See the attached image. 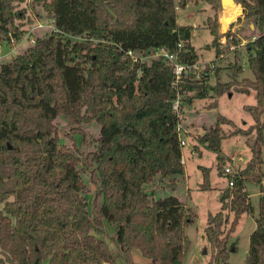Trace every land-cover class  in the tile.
<instances>
[{
	"label": "trees",
	"instance_id": "obj_1",
	"mask_svg": "<svg viewBox=\"0 0 264 264\" xmlns=\"http://www.w3.org/2000/svg\"><path fill=\"white\" fill-rule=\"evenodd\" d=\"M19 1L0 0V44L11 38L19 41L25 32L16 23L23 17ZM238 2L245 12L264 19V0ZM30 4L41 6L53 27L43 34L36 32L45 26L34 27V42L0 66V264H118V257L124 264H183L191 243L185 226L196 221L197 211L176 195L155 197L145 184H174L184 174L176 130L180 117L172 107L177 93L191 103L211 90L225 91L214 88L209 77L183 75L175 82L173 64L166 57L142 55L163 47L188 64L199 59L191 43L192 24L176 19L177 7L185 2ZM208 22L216 44V13ZM128 49L135 56L127 54ZM246 56L254 78L243 81L255 91V103L244 107L257 125L255 137L245 141L250 147L246 163L225 172L220 124L233 123L230 118L218 115L197 137L216 153L228 184L221 208L208 214V264H229L230 251L238 247V239L230 237L242 214L254 211L246 181L258 186L259 198L244 262L264 264V30L247 44ZM59 117L69 125V133L61 132ZM92 121L100 125L98 134L89 135L82 127ZM232 132L248 133L240 127ZM200 168L201 188L211 189V167ZM105 223L115 227L117 252L105 240ZM135 248L149 258L147 263L134 260Z\"/></svg>",
	"mask_w": 264,
	"mask_h": 264
},
{
	"label": "rangeland",
	"instance_id": "obj_2",
	"mask_svg": "<svg viewBox=\"0 0 264 264\" xmlns=\"http://www.w3.org/2000/svg\"><path fill=\"white\" fill-rule=\"evenodd\" d=\"M183 1L185 4L177 7L176 19L180 24H192V44L200 54L199 59L193 63L186 75L190 79L209 77V83L214 88H224L225 92L217 94L215 90H211L206 98H193L191 103H187L182 99V93L179 92V114L183 129L181 136L186 140V143L182 144V156L185 162L184 174H179L174 184L165 183L161 180L146 183L145 187L147 191L154 193L155 197H162V195L168 194L176 195L185 205L197 211L196 221L185 226V233L191 243L184 256L185 261L183 264H208L212 248L210 241L205 235L207 218L210 212L215 213L221 208L222 191L228 184L227 177L223 174V169L217 166L218 158L216 153L205 148V145L197 137L216 123L218 115H223L233 121V123L222 121L220 124L225 133V138L221 142L222 149L227 156L224 167L228 166L230 167V172H235L244 166L250 156V147L245 141L247 138L252 140L255 137L257 125H253V118L244 107V104L255 103V91L243 81L244 78H254L247 65L246 49L247 44L253 40L257 32L264 30V19L245 12L238 0H234V3L225 1L221 3L220 0H215V3L212 0ZM16 6L23 13L22 18L16 19V23L21 24L25 32L19 41H3L1 44L4 46L2 48L3 52L4 50L9 52L3 58L2 50H0V66L4 61L11 59L10 57L14 54L20 53L28 44L34 42L32 28L37 26V24L42 23L45 25L43 28L45 30H37L36 33L38 34H43L46 31L50 32L53 27V22L44 16L42 12L44 10L41 6L34 8L31 6L30 0H21L16 3ZM226 9L228 10L224 16L223 11ZM40 11L41 15H38ZM215 13L219 23L215 39L216 44L213 43L214 35L210 32L208 22L209 16H215ZM221 17H227L226 20L223 18L226 23L225 26L221 21ZM20 42L23 44L22 46H19ZM157 56L155 49L142 55L143 58ZM238 67L240 69L236 70ZM218 81L219 83L226 82V85L221 86ZM242 89H247L248 92L240 91ZM261 117H264V111ZM58 120L61 132H64V134L69 133L71 131L69 125L61 117ZM82 127L90 132L89 135L98 134L100 130V125L95 121L90 124H82ZM236 127L244 128L248 133H233L232 131ZM74 136L79 140L80 136L78 133ZM199 152H202V155ZM247 155L248 157H246ZM261 156L264 158V145L261 148ZM241 157H244V160L241 163H237ZM200 164L211 167V189L201 188L204 173L200 168ZM261 167L264 183V161ZM83 176L89 183L87 174L84 173ZM90 189H93L92 185ZM246 189L250 193L254 211L242 214L235 227L236 229L230 237V240L235 237L238 239V247L236 250L230 251L229 264H245L244 258L249 246V234L255 226V218L258 212V186L251 181H246ZM89 196L90 194H88V210L90 209ZM231 216L232 212H230ZM104 227L106 242L117 252L118 250L112 240V236L115 234V227L107 223H105ZM133 258L139 263H147L149 261V258L144 257L137 248L133 249ZM117 261L118 264H124L121 257H118Z\"/></svg>",
	"mask_w": 264,
	"mask_h": 264
},
{
	"label": "built area",
	"instance_id": "obj_3",
	"mask_svg": "<svg viewBox=\"0 0 264 264\" xmlns=\"http://www.w3.org/2000/svg\"><path fill=\"white\" fill-rule=\"evenodd\" d=\"M42 25H43L42 23L37 24V26H42ZM37 26H35V27H37ZM11 41L16 42L14 38H11ZM179 45H181V43H179ZM155 53L156 54L163 55L170 62H172V64H173V71H174V74H175V82H177L178 80H180L183 75H186V73L189 71V68L192 67L193 63H195V62H193L192 64H188L186 62H183L178 57V54L176 52L175 53H169L163 47H157L155 49ZM127 54H129L131 56H135V55H133V51L131 49H128L127 50ZM134 58L137 59L136 57H134ZM172 107L178 113V115L180 117V114H179V109H180V105H179V93H177L176 98L173 100ZM177 122L178 123H177L176 130H177V133L179 135V139L181 141V144H185L186 143V140L183 139L182 136H181V132L183 130L182 129V123L180 122V119ZM183 162H184V160H183ZM227 171H230V167H228V166L225 167V172H227ZM228 183L229 184H232L233 183V180L232 179H229L228 180ZM106 264H109V263H106Z\"/></svg>",
	"mask_w": 264,
	"mask_h": 264
},
{
	"label": "crops",
	"instance_id": "obj_4",
	"mask_svg": "<svg viewBox=\"0 0 264 264\" xmlns=\"http://www.w3.org/2000/svg\"><path fill=\"white\" fill-rule=\"evenodd\" d=\"M177 21H178V20H177ZM178 23H179V22H178ZM44 26H45V25L43 24V27H44ZM191 39H192V37H191ZM191 43H192V40H191ZM1 44H2V43H1ZM1 44H0V50H2V51H1V54H3L2 57L4 58V57L8 54L9 51L4 50V52H3V49H2V48H4V46H2ZM20 45L22 46L23 44L20 42L19 46H20ZM19 48H20V47H19ZM2 57H1V58H2ZM205 148H206V147H205ZM199 153L202 155V152H199ZM248 155H249V154H248ZM248 155H247L246 157H248ZM230 157H231V159L234 161V159L232 158L231 155H230ZM243 158H244V157H243ZM243 158L241 157L242 160L239 159V160L237 161V163H241V162L244 160ZM263 159H264V158H263ZM184 163H185V162H184ZM249 195H250V193H249ZM220 196H222V194H220Z\"/></svg>",
	"mask_w": 264,
	"mask_h": 264
},
{
	"label": "bare ground",
	"instance_id": "obj_5",
	"mask_svg": "<svg viewBox=\"0 0 264 264\" xmlns=\"http://www.w3.org/2000/svg\"><path fill=\"white\" fill-rule=\"evenodd\" d=\"M228 7H229V6H228ZM226 8H227V7H226ZM228 9H229V8H228ZM228 9H226V10L223 11V12H224V16L226 15V11H227ZM231 9H232V8H231ZM229 11H230V9H229ZM232 11H233V10H232ZM228 15H229V14H228ZM223 18L226 20L227 17H221V21H222V23H223L224 26H225L226 23H225V20H224Z\"/></svg>",
	"mask_w": 264,
	"mask_h": 264
},
{
	"label": "water",
	"instance_id": "obj_6",
	"mask_svg": "<svg viewBox=\"0 0 264 264\" xmlns=\"http://www.w3.org/2000/svg\"><path fill=\"white\" fill-rule=\"evenodd\" d=\"M221 3L225 2H230V3H234V0H220ZM9 145V147H11V144L7 143ZM34 264H37L36 261L34 262Z\"/></svg>",
	"mask_w": 264,
	"mask_h": 264
}]
</instances>
